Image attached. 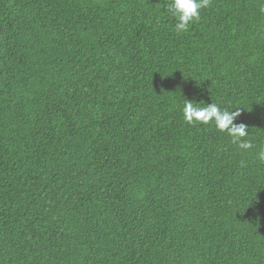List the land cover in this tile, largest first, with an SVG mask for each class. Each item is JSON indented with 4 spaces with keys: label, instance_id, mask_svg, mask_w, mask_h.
Segmentation results:
<instances>
[{
    "label": "trees",
    "instance_id": "trees-1",
    "mask_svg": "<svg viewBox=\"0 0 264 264\" xmlns=\"http://www.w3.org/2000/svg\"><path fill=\"white\" fill-rule=\"evenodd\" d=\"M170 2L0 0V264H264V0Z\"/></svg>",
    "mask_w": 264,
    "mask_h": 264
},
{
    "label": "clouds",
    "instance_id": "clouds-1",
    "mask_svg": "<svg viewBox=\"0 0 264 264\" xmlns=\"http://www.w3.org/2000/svg\"><path fill=\"white\" fill-rule=\"evenodd\" d=\"M211 0H171L167 5V11L175 19L177 32L187 31L189 26L200 19L201 10L207 9ZM185 99L182 107L183 119L189 125L214 123L217 130L227 133L232 137L233 143H237L242 150H251V141L243 139L249 135L248 126L244 123H235L241 115L240 108L229 110L218 103H207L200 106L199 102ZM258 161L264 163V148L256 154ZM242 165L244 162H241Z\"/></svg>",
    "mask_w": 264,
    "mask_h": 264
}]
</instances>
